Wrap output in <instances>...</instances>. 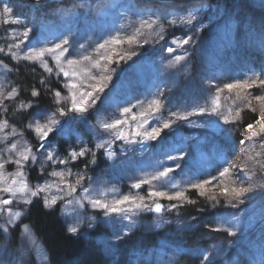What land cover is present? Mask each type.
<instances>
[{
  "label": "snow or ice",
  "instance_id": "1",
  "mask_svg": "<svg viewBox=\"0 0 264 264\" xmlns=\"http://www.w3.org/2000/svg\"><path fill=\"white\" fill-rule=\"evenodd\" d=\"M46 7L45 0H30L28 12H40ZM176 7L183 8L187 14L152 12L146 17L141 15L134 22L136 26L130 34L112 32L89 46L74 41L69 36L52 41L38 35L34 26H29L28 14L19 11L16 5L0 0V28L3 29L5 38V43L0 44V70L5 73L13 71L2 57H10L17 64L26 61L38 65L47 73V77H42L39 83L43 86V91L52 96V103L55 105L54 109H40L36 99L17 100L21 94L20 88L10 86L0 79V218L3 219V223H0V237L8 241L11 229H15L19 223L23 249L21 259H13L12 256L5 258L6 252L0 251V264H26L24 257H31L36 264H40L41 260L47 261L48 257L32 227L22 222V217L26 216L34 201L42 204L49 214L60 205L62 215L69 218L66 219V233L72 238L84 234L81 231V214H86L87 209L102 212L105 217L117 216L121 221H127L123 228L113 234L112 240L105 242V254L115 256L119 252L120 242L132 233L136 224L134 217L150 212L157 215L156 228L161 227L162 223H171L169 220H161L166 212L176 210L179 216L178 210L184 205L197 203V200L188 195L190 190L199 197H204L212 208L221 204V198L227 206L237 208L254 199V193L264 195V71H253L251 75L223 83L208 81L207 87L212 90V94L203 106L185 111H172L169 108L166 116L164 88H159L154 95L145 99L137 98L134 103L118 102V115L111 119L99 116L92 126L97 137L93 147L78 138L76 146H70L66 154L62 155L54 146L58 137L75 131L72 128L74 122H86L90 110L105 93L122 63L127 65L133 58L141 56L140 49H144L150 42L159 44L165 41V25L168 28L183 26L187 29L182 35L173 36L170 41L161 44L160 50L170 57L165 67H179L181 72L189 70L190 57L197 48L196 36L208 25L200 20L203 4L180 0ZM129 23L133 22L129 20ZM9 25L18 27H8ZM239 42L245 51L256 47L264 54V19L258 24H249L247 30L239 34ZM48 77H55L60 81L62 89L48 87ZM253 89L259 91L253 92ZM115 90L116 86L113 85L112 91ZM224 93L235 95L232 105L225 107L221 104V94ZM41 94V89H31L32 98H39ZM6 101L12 102L14 113L29 114L26 128L35 136V150L31 143L23 139L24 133L10 124L9 104ZM30 109L35 110L29 112ZM245 110L254 114V119L247 123H244L241 115ZM193 115L216 117L195 126L207 127L220 135L224 148L234 152L235 158L224 155L222 149L221 165L217 168L216 175L191 180L187 182V186L182 187L174 181L172 174L181 167L177 161L185 160L189 153L175 148L168 142L167 136L162 138V133L166 129H172L179 121H189ZM225 125L230 127H224ZM236 133L242 138L233 145L232 137ZM16 137L19 139H15ZM117 141L129 146L158 142L154 146L165 159L177 163L166 165L164 160H158V166L151 173L140 176L131 184V188L137 190L135 193L119 194L108 199L109 192L116 193L118 190L112 188L100 191L90 184L86 185L85 181L91 180L87 175L88 167L97 163V152L103 150V155L108 160H116L114 145ZM123 145L121 152L126 155L129 149L123 148ZM257 146L260 151H256ZM80 160L85 161L84 169L74 172L72 165ZM9 165L15 166L13 171L8 170ZM33 167H38L41 175L50 167L47 175L54 179L31 184L28 169ZM241 173L246 178H242ZM144 185L148 188L146 194L141 195L139 190ZM162 200L170 203L165 205L161 203ZM21 205L24 207H20ZM205 210L199 209L201 212ZM85 219L87 228L96 226L95 216L85 215ZM234 219L236 217H222L215 226L207 224L205 227L210 233H225V240L231 246L238 243L243 235L239 224L233 222ZM177 224L178 231L185 230L179 222ZM167 243L161 242L156 258L147 259L145 264H174L172 258H164L163 248ZM257 249L258 259H252L249 264H264V226L261 228ZM193 254L199 258V264H214L215 253L212 250L197 248L193 250Z\"/></svg>",
  "mask_w": 264,
  "mask_h": 264
},
{
  "label": "trees",
  "instance_id": "2",
  "mask_svg": "<svg viewBox=\"0 0 264 264\" xmlns=\"http://www.w3.org/2000/svg\"><path fill=\"white\" fill-rule=\"evenodd\" d=\"M138 0H123L119 4L118 13L120 15L119 21L123 24V27L126 29L127 33L130 34L135 25V21H137L141 15L147 16L150 12H157L163 14H179V15H186V10L176 9L175 7H165V8H150L149 6H142ZM123 3H126L123 5ZM213 6H205V1L197 3V5L203 4L202 12L200 13V20L203 23L207 24L208 27L204 29V31L197 34V48L193 52V56L190 57L191 67L187 72H182L184 76H186L190 82V84L195 81L193 87H198L201 83L202 75H204V70L201 69V62L210 60L211 58H218L222 61L227 59V54L225 51V45L223 46L224 41L219 38V43L222 46H215L212 45L215 43L211 37L212 32H207L208 30L214 27V24L218 22V20L213 19L211 15L208 14H215V15H223L228 17L230 20H234L238 22L237 28L235 31L240 30L244 32V28L242 25L248 26V21L256 19L259 14L254 12L249 7L243 8L242 6L237 5L234 0H213ZM243 9H246L243 11ZM205 13V15H204ZM208 13V14H207ZM171 18V16H169ZM205 19V20H204ZM129 20L133 23L130 24ZM259 20L257 23H259ZM166 32H165V41H170L173 36H180L182 35L187 29H184L183 26H177L175 28H168L167 25ZM206 38L203 42L202 39ZM151 41V38H149ZM165 41H161L159 44H152L151 42L149 45H146L144 49H140L141 52H144L146 48L152 49L156 56L159 63H163V66L159 69L163 76L164 72L167 76L172 77L174 74L173 69L166 68L165 65L168 63L169 54L160 50L161 44H164ZM208 47V48H207ZM198 55V57L196 56ZM237 56L234 55V52H230L229 58H236ZM252 58H256L253 56ZM264 58V56H263ZM241 59L244 61L245 57L241 54ZM258 60V59H257ZM258 64L260 67L264 65V61H260ZM242 65L236 63L235 67L231 70H236L241 68ZM249 67L251 65L249 64ZM179 69L180 68H176ZM214 68L211 67V73H208V77L210 79L215 77ZM231 70L226 68V70L217 77L218 83H223L227 75H230ZM233 74V73H232ZM162 77V79H164ZM16 79L19 81L21 86L16 82L17 87L20 88V98L22 100L27 101L28 99H36L38 100L39 106L50 108L52 103V96L50 94H46L43 91V86L40 85V77L37 72L32 71L28 67H20L17 73L15 74ZM199 83L197 85L196 83ZM53 85L58 87L57 83H53ZM192 85V84H191ZM36 87L41 89V96L39 98H32L30 93L31 89ZM192 88V87H191ZM190 88V91L192 90ZM255 89L252 91L254 92ZM205 94H211L212 91H204ZM228 93H224L226 95ZM186 95L182 90H179L177 96ZM232 95V94H231ZM232 97V96H231ZM239 103V101H237ZM34 109H30L29 112H32ZM13 115L16 116L20 120H25L29 114L22 113V112H15L13 109ZM243 116L244 123L250 122L254 119L253 114H249L247 110L241 113ZM238 133L234 134L232 137V144L235 145L239 139H241ZM221 150L226 151L224 148V143L221 144ZM33 177H38V172L36 170L32 171ZM194 177V172L191 171L192 179ZM242 178L244 174L241 173ZM188 195L197 200L195 205H184L181 208L179 218H173L171 223L168 224L163 232H160L159 235L156 232L149 233V242L151 246L157 251L160 249L161 242H170L167 243V246L163 248L164 258L172 257L174 264H198L197 260L193 258L192 252L197 247L199 248H207L208 250H212L215 253L214 262H222L226 259L234 260L231 263L225 264H249L252 259H258V249L257 246L260 241L261 235V228L264 226V221H262V215H264V195L261 193H254V199L247 201L245 204L240 205L234 212L240 213L242 215L245 214V208L250 209L247 213L245 218L250 223V228L248 231H245L243 228L241 232L243 235L240 237L238 243H233L229 248H227L224 254V258L218 259L217 258V245L220 244L222 241L225 240V233H210L208 229L205 227L207 224H212L215 226V218L214 215L209 211L207 207V202L204 197H199L193 191H189ZM200 208H205L206 210L201 212L199 211ZM183 215L182 219L181 216ZM183 226V228H188V235L185 231H178V224ZM23 223H28L35 235L39 240L42 241L44 244L52 262L54 264H145V261L149 258L155 259L156 256L144 255L142 259L138 262H132L127 260V255L125 254L126 248L131 243V240H126L121 243V251L122 256L118 253L115 256L107 257L105 256L103 249L100 244L96 242V238L94 236L95 231L89 236L86 237L85 235H81L77 238H72L66 233V226L60 216V210L57 206L50 214L43 209L42 204H39L34 201L33 206L30 207L29 212L23 219ZM20 226H17L13 232V241L17 240L19 234ZM167 237L165 240L162 238V234L166 233ZM172 230L173 232H169ZM254 234V235H252ZM174 239V240H172ZM236 238H231V240H235ZM215 245V248L213 246ZM12 247H3L4 250H8ZM216 264V263H214Z\"/></svg>",
  "mask_w": 264,
  "mask_h": 264
},
{
  "label": "rangeland",
  "instance_id": "3",
  "mask_svg": "<svg viewBox=\"0 0 264 264\" xmlns=\"http://www.w3.org/2000/svg\"><path fill=\"white\" fill-rule=\"evenodd\" d=\"M48 1V0H45ZM159 3H165V4H173V3H179L180 0H153ZM80 4H89L90 0H78ZM188 2H192V0H188ZM245 2H248L249 4L252 5L251 0H243L240 2L241 4L244 5ZM262 8L264 9V3L262 5ZM226 31V29H225ZM198 57V55H196ZM207 72V70H206ZM4 75V71L0 70V79H2ZM7 83H9V80L7 79ZM258 89H255L254 92H258ZM122 102H136V100L130 96H127ZM231 103H233V100H230ZM118 102L115 101L112 97H108L106 99H99L95 105L94 108L99 110V112H92L93 110H90L91 116L88 115V118L86 120L87 126L92 129V132L90 135L91 138L96 137L95 131L92 128L93 125L96 124L97 118L99 116H102L104 119H111L115 115H118L116 112V104ZM104 105V106H103ZM202 106V105H199ZM193 107H197L196 105H191L187 109L182 110L179 109V111H185V110H191ZM92 108V109H94ZM135 111V109L133 110ZM249 114H253L250 111H247ZM89 113V114H90ZM254 115V114H253ZM207 120H213L212 118H208L207 116H200V115H193L189 118V121H187L188 125V131H186L185 135L182 137H179L176 147L181 148L182 146L186 145L188 142L190 145L192 142V146L196 149L199 146V143L201 140L196 141L199 138H202L204 136L205 131H209L215 135H218L214 133L212 130L209 128H199L196 127V124L203 123L204 121ZM74 122L72 125V128L75 129L76 124L78 123ZM22 127V126H20ZM70 132L66 137H69ZM84 142H86L85 139H82ZM58 141L54 142V146L56 150L59 149L57 145ZM87 143V142H86ZM154 143V142H153ZM222 143H224L222 141ZM77 140L72 142V146H76ZM123 145V142L117 141L114 145V150L117 152V158L114 161L108 160V165L104 169H97L94 173L89 171L87 172V175L91 177V180L85 181V184L88 185L90 184L93 188L100 190V191H106L112 188L117 189L118 191L116 193L109 192L108 193V199H112L114 196L119 195V194H128V193H135L130 187L131 184L138 179L140 176H143L146 173H151L158 165L157 161L158 160H164L166 165H174L175 163H179L181 167L177 169L173 174L172 178L176 183L180 184V180L184 176L190 162L186 165L184 160L182 161H167L165 157L159 158L156 156V151L152 148L151 150L148 149V145L140 146V145H123V148L129 149L127 154H123L121 152V146ZM155 145V144H154ZM217 144H214L216 146ZM64 147V146H63ZM155 147V146H154ZM64 149V148H63ZM144 149H147L146 151ZM182 150H185V146L182 147ZM256 151H260L259 147L257 146ZM59 154H64L63 152H58ZM173 154L178 155V152H175ZM204 158H208V156L202 155ZM203 157H199L200 162H205ZM106 158V157H105ZM107 159V158H106ZM62 167V166H60ZM213 166H210L212 168ZM15 168L14 165H9L8 170L13 171ZM84 167L76 168L74 172L76 171H81L83 170ZM50 167L45 171L43 174L42 178L39 179V181L34 182L36 183H43L45 179H54L52 177H49L47 175V172L50 171ZM40 173V171H39ZM210 175H213L211 172H206L201 175L202 178L208 177ZM29 180V176H28ZM123 184H128L127 189H123L122 185ZM157 186H160L159 184ZM147 190V189H146ZM85 215L87 216H95L96 219L94 221L95 225H98V222H101V229L97 233V237H102L106 236V241L112 240L113 239V234L118 232L121 228H123L128 222L127 221H121L120 217L117 216H112V217H105L102 212H97L92 209H87L86 214L82 213L81 214V222H82V228L84 227L85 224H87V220L85 219ZM155 218V217H154ZM65 219H69L66 218ZM136 221V217H134ZM0 223H3V219L0 218ZM95 226V227H96ZM136 224L132 229V232L135 230ZM81 228V229H82ZM86 229V228H85ZM151 229V228H150ZM154 229H159L154 226ZM87 230H91L87 228ZM43 262V260H41ZM31 263L36 264V262L31 258L30 259ZM41 264V263H40Z\"/></svg>",
  "mask_w": 264,
  "mask_h": 264
}]
</instances>
